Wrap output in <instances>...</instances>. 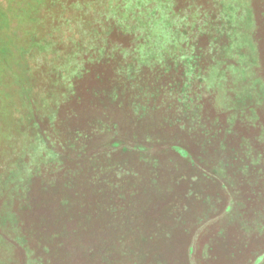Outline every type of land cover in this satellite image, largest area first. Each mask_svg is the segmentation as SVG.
Listing matches in <instances>:
<instances>
[{"label": "rangeland", "instance_id": "1", "mask_svg": "<svg viewBox=\"0 0 264 264\" xmlns=\"http://www.w3.org/2000/svg\"><path fill=\"white\" fill-rule=\"evenodd\" d=\"M54 2L0 0L4 213L16 169L34 199L16 200L18 230L1 222L0 264H43L27 231L55 247L44 229L80 210L84 264H264V0H229L228 24L209 29L155 21L149 41H101L124 0H82L65 28L79 40L56 38L70 0ZM213 40L231 52L214 55Z\"/></svg>", "mask_w": 264, "mask_h": 264}, {"label": "trees", "instance_id": "2", "mask_svg": "<svg viewBox=\"0 0 264 264\" xmlns=\"http://www.w3.org/2000/svg\"><path fill=\"white\" fill-rule=\"evenodd\" d=\"M60 1L61 0H56V2L54 3H57L58 5ZM200 1L203 0H168L165 1V3H163V0H159L157 1L156 6L152 4L153 1H150L149 6L146 7L148 11L147 12L141 11L140 9L142 8V5L140 4H142L144 0H129L128 2L124 0V2L128 4V7L123 11L124 13L121 14V17H118V25H116L117 23H113L114 26L112 25V22L115 17H110L109 14H104V25L102 31L103 37L101 41H149L150 34L147 33L148 28H150L149 26L155 21H166L168 24L175 23L176 25H183L184 28L190 26H197V28L199 29L204 26L206 28L208 27L209 29V26H216V24L218 25V23L219 25L228 24L226 12L230 9L228 4L229 0H206V3L202 5L199 3ZM66 5H68V11H70L69 16L64 18L60 17L59 19L58 13L56 15V21L58 20V22L52 29L56 38L59 37V39L62 40L77 41L79 40L78 35H66L65 28L76 26L75 23H73L72 17L74 14L76 15V20L77 17L78 19L82 17L84 13L83 3L82 0H70V2H68ZM179 5H182V7ZM158 7L162 8L160 12V18H157L156 13L154 12ZM62 15H64L63 10H61V16ZM30 18H32V15H30ZM113 32L116 33L117 37L112 34ZM199 37L202 36L197 34V41H199ZM218 44L219 43H217L216 45L214 40L211 41V44H209L212 53L214 51V55L218 56L220 52L223 55L227 53V51L231 52L230 47L228 49V47H222L220 44ZM0 66H5L6 69L8 67L6 61H4L3 59L2 62H0ZM61 111L62 110L60 108H58V110L56 111L57 119H60V117H62ZM211 135V141H213L216 137H220V140L222 139V142L223 139H225V137H222L223 133L218 126L214 127L211 132ZM41 141L42 146L50 150L51 153V150L53 148L48 143L47 139L43 136L41 137ZM246 142L247 141L242 140L237 142L236 145L238 147L245 148L244 143ZM20 146V154H22L26 145L22 143V145ZM232 146H234L233 142H226L223 143L221 148L222 150H225L227 148L231 149ZM52 157L54 160H60L56 153L52 154ZM20 159L21 158H19V160ZM19 160L15 162L16 168L17 164L19 163ZM42 160L44 161V158H42ZM246 168H248V166ZM20 175V171L16 169V172L12 177V183L14 184L18 182V185L21 187V189L17 190L12 196V200L10 201V205L8 207L10 209L8 213H4L6 210V204L0 196V233L7 237L9 236L7 235L6 231L1 228V222L3 223L7 220L9 223H13L15 230H18L20 227V215L17 209L15 208L16 200L18 199V197H20L26 191L25 194H27V199H29V203L34 201V199L32 198V187L30 185V181L27 182V180L22 179ZM24 185H26L25 189H23ZM51 191V189H47V192L43 194V201L49 196V194L52 193ZM82 212L84 211L80 210L79 213L71 214V216H73L70 220H63L62 222L58 220L55 221L54 226H58L59 228V230L57 231L58 234H56V232L51 229V224L44 229L45 231H50L52 233V237H57V235H59V237L63 240L60 245H55V247L52 246L53 239L43 244L42 238H39L36 235V229H29L27 231L29 235H27L26 231H23L24 235L29 236L28 241L32 246L33 253L34 251L39 250V253L44 252V254L47 255L46 258H44L43 264H84L86 257L84 246V233L86 222L84 220ZM54 252L58 254V258L56 260H54L52 256ZM36 260L37 259H31V263L33 262L32 264H36Z\"/></svg>", "mask_w": 264, "mask_h": 264}]
</instances>
